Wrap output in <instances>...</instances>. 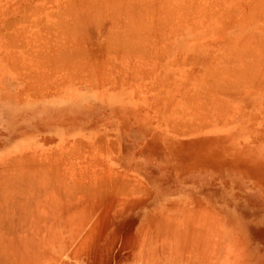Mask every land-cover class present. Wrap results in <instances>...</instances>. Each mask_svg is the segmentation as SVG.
Masks as SVG:
<instances>
[{
    "label": "rangeland",
    "instance_id": "1",
    "mask_svg": "<svg viewBox=\"0 0 264 264\" xmlns=\"http://www.w3.org/2000/svg\"><path fill=\"white\" fill-rule=\"evenodd\" d=\"M262 43L264 0H0V194L38 195L0 230L55 233L44 264H166L182 230L197 264H264Z\"/></svg>",
    "mask_w": 264,
    "mask_h": 264
},
{
    "label": "bare ground",
    "instance_id": "2",
    "mask_svg": "<svg viewBox=\"0 0 264 264\" xmlns=\"http://www.w3.org/2000/svg\"><path fill=\"white\" fill-rule=\"evenodd\" d=\"M132 1H133V0H132ZM134 1H135V0H134ZM142 2H143V1H142ZM136 3H137V2H136ZM196 5H197V4H196ZM201 5H202V4H201ZM164 6H165V5H164ZM191 6H192V5H191ZM259 8H261V7H259ZM261 9H262V8H261ZM131 10H132V9H131ZM185 10H186V9H185ZM258 10H259V9H258ZM149 11L152 12L153 10L150 9ZM157 12H158V11H157ZM171 12H172V11H171ZM193 12H195V11H193ZM169 13H170V12H169ZM258 13H259V12H258ZM156 14H157V13H156ZM111 15H112V14H111ZM113 15H115V14H113ZM144 15H145V14H144ZM146 15H147V14H146ZM250 15H251V14H250ZM140 16H141V15H140ZM154 16H155V15H154ZM142 17H144V16H141V19H142ZM148 17H149V16H148ZM252 17H254V16H251V18H252ZM107 18H108V17H107ZM149 18H151V17H149ZM164 18H165V17H164ZM113 19H114V18H113ZM113 19H112V20H113ZM135 19H136V18H135ZM145 19H146V18H145ZM152 19H153V17H152ZM154 19H156V18H154ZM169 19H170V18H169ZM57 20H58V19H57ZM142 20H144V19H142ZM148 20H149V19H148ZM251 20H252V19H251ZM154 21H156V20H154ZM154 21H150V22L153 23ZM157 21H158V20H157ZM110 22H111V21H110ZM125 22H126V21H125ZM140 22H142V21H140ZM251 22H252V21H251ZM142 23H143V22H142ZM159 23H160V21H159ZM188 23H189V22H188ZM146 24H147V23H146ZM146 24L143 23V25L147 26ZM111 25H112V24H111ZM125 25H126V24H125ZM153 25H155V24L153 23L152 26H153ZM245 25H246V24H245ZM140 26H141V25H140ZM148 27H150V26L148 25L147 27H144V28H147V29H148ZM153 27H156V26H153ZM153 27H150V28H153ZM73 28H74V27H73ZM128 28H129V27H128ZM132 28H133V26H132ZM135 28H136V27H135ZM126 29H127V28H126ZM137 29H138V28H137ZM64 30H65V29H64ZM132 31H133V30H132ZM144 31H146V30H144ZM149 31H151V29H150ZM61 32H62V31H61ZM65 32H66V30H65ZM142 32H143V31H142ZM142 34H143V33H142ZM163 35H164V34H163ZM114 36H115V35H114ZM62 37H63V36H62ZM123 37H124V36H123ZM142 37H143V36H142ZM31 38H32V37H31ZM138 38L140 39L141 37L138 36ZM63 39H64V38H63ZM128 39H131V38H128ZM30 40H31V39H30ZM115 40H117V39H115ZM124 40H125V39H124ZM126 40H127V39H126ZM242 40H243V39H242ZM242 40H241V43H242ZM118 41H119V40H118ZM130 41H131V40H130ZM130 41H129V42H130ZM135 41H136V40H135ZM138 41H139V40H138ZM237 41H238V40H237ZM239 41H240V40H239ZM243 41H246V42H247V40H243ZM259 41H260V40H259ZM43 42H44V41H43ZM127 42H128V41H127ZM132 42H134V40H133ZM142 42H143V41H142ZM152 42H153V41H152ZM55 43H57V42H55ZM143 43H144V42H143ZM234 43H237V42L235 41ZM29 44H30V43H29ZM117 44H118V43H117ZM138 44H139V43H138ZM262 44H264V43H262ZM262 44H261V45H262ZM130 45H132V44H130ZM245 45H246V44H245ZM132 47H134V46H132ZM251 47H253V46H251ZM257 47H258V46H257ZM260 47H261V46H260ZM263 47H264V46H263ZM127 48H128V47H127ZM247 48H248V47H247ZM249 48H250V47H249ZM243 49H244V52H245V47H243ZM258 49H259V48H258ZM260 49H261V48H260ZM124 50H125V49H124ZM131 50H133V48H132ZM29 51H30V50H29ZM129 51H130V49H129ZM134 51H135V50H134ZM240 51H241V50H240ZM62 52H63V51H62ZM262 52H264V51H262ZM30 53H32V51H31ZM232 53L234 54L233 51H232ZM242 53H243V52H242ZM245 54H246V53H245ZM240 55H241V54H240ZM247 55H249V54H247ZM262 55H263V54H262ZM262 55H261V56H262ZM249 56H250V55H249ZM39 57H40V56H39ZM223 57H226V56H223ZM236 58H238V57H236ZM241 58H242V57H241ZM241 58H240V59H241ZM257 58H258V57H257ZM252 59H253V58H252ZM259 59H260V61H261V57H260ZM262 59H263V58H262ZM41 60H42V59H41ZM253 60H254V59H253ZM256 60H257V59H256ZM256 60H255V61H256ZM257 61H258V60H257ZM257 61H256V62H257ZM32 62H33V61H32ZM252 63H253V62H252ZM257 63H258V62H257ZM257 63L253 64L252 69H253V68L255 69V68L259 67V69L261 70V72H262V74H263V67H264V65H262L263 67H261V64H259L260 66H258ZM259 63H262V61L259 62ZM246 64H247V63H246ZM262 64H264V62H263ZM248 66H249V65H248ZM256 66H257V67H256ZM224 68H225V67H224ZM261 68H262V69H261ZM245 69H246V68H245ZM245 69H244V70H245ZM259 69H258V70H259ZM224 70H225V69H224ZM250 70H251V69H250ZM258 70H252V73H251V71H250V73L254 75V72H255V74L258 75L259 73H261V72H259ZM234 71H236V70H234ZM238 72H239V69L237 70V73H238ZM241 72L244 73L243 71H241ZM248 72H249V70L246 71L247 74H248ZM256 72H257V73H256ZM221 73H223V72H221ZM224 74H225V73H224ZM239 74H240V73H239ZM251 74H248L247 76L249 77V75H251ZM262 74H261V75H262ZM226 75H227V74H226ZM259 75H260V74H259ZM259 75L257 76V78L259 77ZM232 76H233V75H232ZM251 76H252V75H251ZM213 77H216V76L214 75ZM223 77H224V76H223ZM262 77H263V75H262ZM262 77H261V78H262ZM242 78H243V77H242ZM254 78H255V76H254ZM254 78H253V79H254ZM259 78H260V77H259ZM261 78H260V79H261ZM212 79H213V78H212ZM206 80H207V79H206ZM213 80H214V79H213ZM226 81H227V80H226ZM243 83H244V82H243ZM258 84H259V83H258ZM227 90H228V89H227ZM232 90H233V89H232ZM220 91H221V90H220ZM198 92H199V91H198ZM215 93H216V92H215ZM194 95H196V94H194ZM190 96H191V95H190ZM211 100H212V99H211ZM187 103H188V102H187ZM189 104H190V102H189ZM224 107H225V106H224ZM225 109H226V108H225ZM197 110H198V109H197ZM199 110H200V109H199ZM202 116H203V115H202ZM219 119H220V118H219ZM187 120H188V119H187ZM88 154H89V153H88ZM35 158H36V157H35ZM91 158H92V157H91ZM7 166H8V165H7ZM69 166H70V165H69ZM40 167H41V166H40ZM5 168H6V167H5ZM40 169H42V168H40ZM0 170H1V169H0ZM15 171H16V170H15ZM40 171H41V170H40ZM4 172H5V171H4ZM6 172H8V171L6 170ZM1 173H2V172H1ZM22 173H23V172H22ZM31 173H33V172H31ZM35 173H36V172H35ZM40 173H41V172H40ZM17 175H18L17 178L19 179V178L22 177L23 174H21V177H20V175H19L18 173H17ZM38 175H39V174H37L36 176H38ZM54 175H57V174H54ZM59 175H60V174H59ZM59 175H57V176L59 177ZM23 176H24V175H23ZM32 176H33V175H32ZM36 176H33V177H36ZM40 176H41V175H40ZM60 176H61V175H60ZM11 177H13V175H12ZM47 177H48V176H47ZM92 177H93V176H92ZM25 178H26V174H25ZM26 179H27V178H26ZM26 179H25V180H26ZM61 179H62V178H61ZM95 179H96V178H95ZM4 180H5V179H4ZM21 180H22V179H21ZM56 180H57V179H56ZM58 180H59V179H58ZM2 181H3V180H2ZM2 181H1V182H2ZM17 181H18V180H17ZM33 181H35V180H33ZM24 182H25V181H24ZM29 182H30V181H29ZM31 182H32V181H31ZM63 182H64V181H63ZM34 183H35V182H34ZM61 183H62V182H61ZM75 183H76V182H75ZM14 184H16V183H14ZM52 184H53V182H52ZM77 184H78V183H77ZM77 184H75V185H77ZM94 184H95V183H94ZM20 185H21V184H20ZM23 185H24V184H23ZM43 185H45V184H43ZM48 185H50V183H49ZM79 185H80V184H78V186H79ZM83 185H84V184H83ZM83 185H81V186H83ZM88 185H90V183H89ZM1 186H2V185H1ZM1 186H0V187H1ZM8 186H11V185H8ZM26 186H27V189H26L25 186H23V187H21V188H22V189L25 188L26 191H30L29 187H31V185H26ZM60 186H61V185H60ZM65 186H66V185H65ZM69 186H70V185H69ZM72 186H73V185H72ZM85 186H86V185H85ZM5 187H6V186H5ZM13 187H16V186H12V188H13ZM19 187H20V186H19ZM19 187H18V189H19ZM37 187H38V186H37ZM58 187H59V186H58ZM58 187H57V188H58ZM61 187H62V186H61ZM79 187H80V186H79ZM87 187H88V186H87ZM1 188H2V187H1ZM1 188H0V189H1ZM8 188H9V187H8ZM33 188H34V187H33ZM52 188H53L52 191H54V187H52ZM70 188H71V187H70ZM80 188H82V187H80ZM80 188H79V189H80ZM85 188H86V187H85ZM13 189H14V188H13ZM35 189H36V188H35ZM45 189H46V188H45ZM45 189H43V190H45ZM73 189H74V188H73ZM2 190H3V189H2ZM14 190H15V189H14ZM14 190H13V192H14ZM23 190H24V189H23ZM25 190H24V191H25ZM32 190H33V189H32ZM39 190H40V189H39ZM69 190H70V189H69ZM76 190H77V188H76ZM88 190H89V187H88ZM3 191H4V190H3ZM8 191H9V190H8ZM24 191H23V192H24ZM26 191H25V193H28V192H26ZM35 191L37 192V190H35ZM59 191H60V190H59ZM66 191H67V190H66ZM9 192H10V191H9ZM23 192H22V191H16V194H15V193H11V195H12V194H15V195L17 196V198H18V199L16 198L17 201H19L18 203H20L21 200H23V199H21L22 196H23V194H22ZM32 192H33V191H32ZM36 192H34V193H31V192H30V193H29L30 195H27V194H26L25 196H23V198L25 197V199L28 198V199L30 200V201H29V200L24 201V203H25V202H28V203H29L28 205L24 204V205H25V206H24V205L22 204V206H23L25 209H29V210L31 211L32 208H26V207L30 206V202L32 203L33 199L35 200V195H37ZM45 192H46V191H45ZM45 192H44V193H45ZM49 192H50V191H49ZM4 193H5V192H4ZM44 193H43V194H44ZM55 193H56V192H55ZM80 193H81V194H84V192H83V193L80 192ZM6 194H7V192H6ZM31 194H33L34 196H32ZM39 194H40V193H39ZM48 194L50 195V197H52V195H51L52 193H51V194L48 193ZM81 194H80V196H82ZM11 195H10V196H11ZM66 195H67V194H66ZM1 196H3V197H1ZM8 196H9V195H8ZM10 196H9V197H10ZM19 196H20L21 198H20ZM26 196H28V197L26 198ZM37 196H38V195H37ZM44 196H45V195H44ZM54 196H55V195H54ZM9 197H6L4 194H2V195L0 194V219H2V220H0L1 222L4 221V220H5V221L9 220V219L6 220V218L4 219V217L7 216L8 213H9V212L7 211V209H8L9 207H10V208H11V207H13V208H16V207H17V209L20 208V206L18 207V205H17V206L14 205V203L17 204L15 201H13L14 203L10 205L11 202H10V200H9ZM12 197H14V196H11L10 199H12ZM31 197H33V198L31 199ZM47 197H48V196H47V192H46V198H47ZM55 197H56V196H55ZM57 197H58V196H57ZM65 197H66V196H65ZM42 198H44V197H42ZM72 198H73V197H72ZM13 199H14V198H13ZM39 199H40V198H39ZM14 200H15V199H14ZM41 200H42V199H41ZM45 200L48 201L49 199L47 198V199H45ZM70 200H72V199L70 198ZM70 200H68V201H70ZM7 201L10 202V203H9L10 206H8L7 209H4V206H7V205H8V204H7V203H8ZM43 201H44V199H43ZM47 201H44V202H47ZM72 201H73V200H72ZM37 202H38V200H37ZM37 202H36V203H37ZM56 202H58V204H60L59 199H58V201H57V199H56ZM21 203H22V202H21ZM47 203H48L47 205H49V202H47ZM50 203H53V202H50ZM34 205L36 206V204H34ZM47 205L44 204V207L47 206ZM56 205H57V204H56ZM65 205L67 206V204H65ZM14 206H15V207H14ZM22 206H21V207H22ZM52 206H53V204H52ZM52 206H51V207H52ZM30 207H31V206H30ZM36 207H37V206H36ZM36 207H33V208L36 209ZM38 207H39V206H38ZM41 207H42V205H41ZM48 207H49V206H48ZM51 207H49V208H51ZM58 207H59V205H58ZM13 208H12V209H13ZM53 208H54V207H52V209H53ZM56 208H57V207H56ZM56 208H54L53 211H56V210H55ZM60 208H61V206H60L59 208H57V209H60ZM62 208H64V206H63ZM20 209H23V208H20ZM20 209H19V210H20ZM25 209H23V214L25 213L24 211L27 212V210H25ZM45 209H46V208H45ZM45 209H44V210H45ZM38 210L40 211L41 209H38ZM48 210H49V209H48ZM50 210H51V209H50ZM60 210H61V209H60ZM60 210H59V211H60ZM205 210H206L205 208L202 210V211L204 212L205 215H204L203 213L200 214V215H203V217L206 216V215H209V216H210V214H208V213H211V212H209L210 210H209V209L206 210V211H208L207 214H206ZM9 211H10V209H9ZM13 211H14V209H13ZM42 211H43V210H42ZM45 211H46V210H45ZM192 211H193V210H192ZM16 212H17V213H16ZM20 212H21V210H20V211L17 210V211L14 212L15 215L12 214L13 216H16L17 219H18V220L16 221V222H17V225L19 224L18 221H20V223H23V222L25 221V220H22V221L19 220V219L21 218V216H22V214H21L20 216H18V215L20 214ZM28 212H29V211H28ZM31 212H32V211H31ZM31 212H29V213H31ZM51 212H52V211H50V213H51ZM56 212H58V211H56ZM56 212H55V214L52 212V215L54 214L53 216H55V215H56ZM10 213H13V212L11 211ZM21 213H22V212H21ZM32 213H33V212H32ZM32 213H31V215L33 216L34 214H32ZM34 213H35V212H34ZM48 213H49V212H48ZM67 213H68V211H67ZM85 213H86V212H85ZM16 214H18V215H16ZM41 214H42V212L40 213V215H41ZM186 214H187V213H186ZM194 214H195V213H194ZM211 214H213V213H211ZM1 215L4 216V217L1 218V217H2ZM12 215H9V216H12ZM24 215H27V214L25 213ZM36 215H37V214H36ZM40 215H38V216H40ZM57 215H58V214H57ZM59 215H60V213H59ZM200 215L197 214V216H200ZM9 216H8V217H9ZM13 216H12V217H13ZM16 217H14V219H15ZM19 217H20V218H19ZM25 217H26V218H25ZM27 217H29V216H24L23 219L25 218V219L27 220V219H28ZM34 217H35V216H33V218H34ZM48 217H49V216H48ZM51 217H52V216H50V218H51ZM75 217H76V216H75ZM174 217H175V216H174ZM177 217H178V216H177ZM33 218H31V219L29 218V221L32 220ZM41 218H43V217L41 216ZM41 218L37 217V219H41ZM50 218H49V219H50ZM59 218H60V217H59ZM183 218H184V217H183ZM200 218H202V217L200 216ZM204 218H205V217H204ZM208 218H209V217L206 216L205 223H206V221L208 220L209 222H207V224L209 223V225H210V223H213L214 221L212 222L211 219H210V218L208 219ZM213 218H214V217H212V219H213ZM14 219L12 218V221H13ZM49 219H48V220H49ZM61 219H62V218H61ZM180 219H181V218H180ZM15 220H16V219H15ZM34 220H36V218H34L33 221H31V224H32V222H33V223L35 222ZM44 220H46V219H44ZM50 220H51V219H50ZM52 220H53V219H52ZM52 220H51V221H52ZM59 220H60V219H58V217H57V222H59ZM161 220H162V219H161ZM167 220H168V219H167ZM186 220H187V219H185V221H186ZM200 220H201V219H200ZM203 220H204V219H203ZM36 221H37V220H36ZM42 221H43V219H42ZM46 221H47V220H46ZM46 221H43V222H46ZM51 221H47V224H46V225L48 226L49 224H52ZM53 221H54V220H53ZM60 221H61V220H60ZM182 221H183V220H182ZM194 221H196V220H194ZM194 221H193V222H194ZM1 222H0V225H1V226H2L3 223L5 224V222H2V223H1ZM9 222H11V221H9ZM9 222H8V224H9ZM25 222H26V223H25L26 226H24V228H21V227H23V226H22L23 224H19L18 226H20V225H21V226L18 227V226H15L16 224L13 222V224H15V225H14V229H15V231L13 230L12 227H8V228H10V229H9L10 232H9V230H7V227H6V226H8V224L5 225V228H2V229H4V231H3V230H2V231L0 230V231L3 233V234H0V263H1V264H14V260H15V264H44V262L41 261V260H42V259H41L42 256L45 255V256H44L45 259L49 256V257L47 258V260H49V259L51 258V256H50L51 253L49 254L47 251H46V252H43V251H44L43 249H44V247H46V243H48L47 239H48L49 237H50V239H52V238L55 239V238H56V237H55L56 234L53 233V232H56V231H54L55 228L53 227V225H51L52 227L49 225L51 228H50V227L47 228V226H46V229H49V230H50V229H51V230L53 229V231H51V232L53 233V236H52V234H51V236H50V233H49L48 235L45 234V235L43 236V235H42V234H43V230H42L41 232H39L40 228H39V229L36 228V229H37V233H34V232H33L34 230L31 231L32 229L30 230V229L28 228V226L30 227V222H27V221H25ZM37 222H40V221H37ZM48 222H49V224H48ZM57 222H56V223H57ZM61 222H67V220L64 218ZM84 222L86 223V221H84ZM169 222H170V221H169ZM190 222H192V220H191ZM203 222H204V221H203ZM72 223H73V222H72ZM186 223H188V222H186ZM205 223H203V224H205ZM27 224H29V225L27 226ZM34 224H36V223H34ZM34 224H32L31 226H33ZM41 224H42V223H40V225H41ZM58 224H60V223H58ZM159 224H162V223H159ZM189 224L191 225V224H194V223H189ZM189 224H187V225H189ZM40 225L36 224V225H34V226H35V227H38V226H40ZM42 225H43V224H42ZM60 225H61V224H60ZM63 225H64V224H63ZM163 225H165V224H163ZM167 225H168V224H167ZM170 225L172 226V223H171ZM177 225L179 226V224H177ZM205 225H206V224H205ZM209 225H208V227H210ZM1 226H0V227H1ZM3 226H4V225H3ZM10 226H11V225H10ZM55 226L59 227V225H57V224H56ZM196 226H197V225H196ZM212 226L217 227V225H212ZM212 226H211L210 228H213ZM35 227H33V228L35 229ZM40 227H41V229H42V226H40ZM43 227H44V226H43ZM62 227H63V226H61V228H62ZM175 227H176V225H175ZM181 227H182V226H181ZM188 227H189V226H188ZM188 227H187L186 229H188ZM205 227H206V226H205ZM208 227H207V228H208ZM11 228H12V229H11ZM44 228H45V227H44ZM44 228H43V229H44ZM162 228H163V227H162ZM177 228H178V227H177ZM0 229H1V228H0ZM16 229H18L19 231H22V230H23V231L21 232V234H24L25 232H26V233H25L24 235H16V236H15L16 239H15V238H14V235H15V234H14V235H12V234L15 233V232L17 231ZM20 229H22V230H20ZM62 229H66V228H62ZM71 229H72V228H71ZM166 229H167V228H166ZM179 229H180V228H179ZM181 229H183V228H181ZM5 230L8 231V232H7V233H4V232H6ZM11 230H13V233L9 235V233H11ZM72 230H73V229H72ZM76 230H77V228H76ZM76 230H75V231H76ZM153 230H154V229H153ZM162 230H163V229H162ZM189 230H190V229H189ZM192 230H193V229H192ZM192 230H190V231L192 232ZM207 230H211V229L208 228ZM19 231H18V233L20 234ZM35 231H36V230H35ZM78 231H80V230H77L76 232L78 233ZM167 231H168V229H167ZM171 231H172V230H171ZM175 231H177V230H175ZM182 231H183V230H182ZM182 231H181V233H182ZM187 231H188V230H187ZM204 231H205V230H204ZM216 231H219V230H216ZM1 232H0V233H1ZM30 232H31V233H30ZM45 232H46V230H45ZM49 232H50V231H49ZM156 232H157V231H156ZM169 232H170V231H169ZM169 232L164 233V234H165V235H163L164 238H163V236H162V239H161V240H162V241H163V239H164V240H167V237H168V239H169V237L172 238L171 236H175V237L177 238V240L174 241V239H176V238H172V240L169 239L168 242L165 244L166 247H168V248H166V250L164 249L165 245L163 246L162 243H160L161 245H159V246H162L161 248L164 249V250L161 249L162 251H164V253L161 251V252L163 253V256H164V259H163V258H162V259H163L164 262H166V264H177V261H178V260L181 261L180 257H181V258H184L183 256H184V254H185V253H184L185 250H184L183 255H182V252H181V251H183V250H182L181 247H186V248H183V249H187V248L190 249V246H189V245H191V242L189 241V243L186 244V243L188 242L187 240H188V239H191V238H195V237L199 238V237H198L199 235L196 234V236H195V233H196V232H193V233L191 234L192 236L190 235V236H191V238H190V237L188 236V234H187V235H186V234L184 235V232H183V235H182L183 238L180 239V240L184 239L183 244H182V241H181V244H182L183 246L180 245V246H181V247H180L181 249L179 250L178 247H179V244H180V243L178 242V238L181 237V233L177 231V232L180 234V237H178V234H177V233H176V234H177V236H176V234H175V235H174V234L172 235L173 231H172V233L170 232L171 234H170ZM207 232H208V231H207ZM209 232L211 233V231H209ZM41 233H42V234H41ZM62 233H63V232H62ZM74 233H75V232H74ZM74 233L72 232V234H70V237L74 236V235H73ZM77 233H75V234H77ZM89 233H90V232H89ZM160 233H161V232H160ZM168 233H169V234H168ZM174 233H175V232H174ZM188 233L190 234V232H188ZM199 233H200V232H199ZM16 234H17V233H16ZM162 234H163V233H162ZM193 234H194V236H193ZM204 234H206V233H204ZM11 235L13 236V238L11 237ZM154 235H155V234H154ZM169 235H170V236H169ZM201 235H203L202 232H201L200 236H201ZM217 235H218V234H217ZM8 236H10V237H8ZM39 236H40V237H39ZM47 236H49V237H47ZM86 236H87V235H86ZM139 236H140V235H139ZM156 236H157V233H156ZM184 236H185V238H184ZM186 236H187V237H186ZM206 236H207V235H206ZM215 236H216V235H215ZM64 237H65V236H64ZM154 237H155V236H154ZM158 237H159V236H158ZM158 237H157V238H158ZM204 237H205V236H204ZM208 237H209V236H208ZM44 238H46V239H44ZM155 238H156V237H155ZM165 238H166V239H165ZM187 238H188V239H187ZM4 239H5V241H4ZM53 239H52V240H53ZM61 239H62V238H61ZM158 239H159V238H158ZM185 239H187V240H186L187 242L185 241ZM219 239H220V238H219ZM219 239H218V240H219ZM48 240H49V239H48ZM59 240H60V237H59ZM59 240H58V241H59ZM64 240H65V239H64ZM156 240H157V239H156ZM159 240H160V239H159ZM161 240H160V241H161ZM199 240H201V239H199ZM55 241H57V240H56V239L53 240L54 243H56ZM62 241H63V240H62ZM62 241H61V242H62ZM157 241H158V240H157ZM202 241H203V240H202ZM202 241L199 242V243H202ZM219 241H220V240H219ZM219 241H218V243H220ZM50 242H52V241H50ZM53 242H52V243H53ZM59 242H60V241H59ZM64 242H65V241H64ZM83 242H84V241H83ZM174 242H178V243L176 244V243H174ZM184 242H185V243H184ZM211 242H212V241H211ZM227 242H228V241H227ZM52 243H51V244H52ZM66 243H68V242H66ZM209 243H210V242H209ZM225 243H226V242H225ZM1 244H2V245H1ZM51 244L48 243V245H51ZM203 244H204V243H203ZM64 245H65V244H64ZM66 245H67V244H66ZM174 245H177V247L174 246ZM184 245H185V246H184ZM186 245H188V246H186ZM205 245H206V244H205ZM205 245H204V246H205ZM228 245H229V244H228ZM230 245H231V244H230ZM159 246H157V247L160 249ZM200 246H201V245H200ZM206 246H207V245H206ZM206 246H205V247H206ZM41 247H42V248H41ZM133 247H134V246H133ZM175 247H176V248H175ZM192 247H193V246H191V249H192ZM208 247H209V245H208ZM208 247H207V248H208ZM212 247L214 248L213 245H212ZM7 248H9V249H7ZM10 248H11V249H10ZM158 248H157V249H158ZM213 248H212V249H213ZM231 248H232V247H231ZM49 249H50V248H49ZM49 249H48V250H49ZM52 249H53V248H52ZM73 249H74V248H73ZM159 249H158V253H159ZM175 249H178L180 252H176V251H178V250H175ZM191 249H190V250H191ZM193 249H194V248H193ZM193 249H192L191 251H189V250L187 249L186 251L192 252V251H194ZM200 249H201V248H200ZM202 249H203V248H202ZM212 249H211V250H212ZM216 249H217V246H216V248H215V251H217ZM42 250H43V251H42ZM45 250H46V249H45ZM211 250L209 249V252H210ZM174 251H175L177 254L180 253L181 256L178 258V257H177L178 255L176 256V253H175ZM230 251H231V250H230ZM141 252H143V251H141ZM200 252H201V251H200ZM207 252H208V251H207ZM40 253H41V254H40ZM42 253H45V254L43 255ZM138 253H139V252H138ZM205 253H206V252H205ZM205 253H202V254L204 255ZM220 253H221V252H220ZM235 253H236V252H235ZM46 254H47V255H46ZM59 254H60V253H59ZM130 254H131V253H130ZM188 254H189L188 252H187V254H185V255H187L186 262H187V260H188V263H189V259H190L191 262L196 263V262H195L196 259H195L194 261H192V260H193L192 257L194 256V254H193V255H188ZM216 254L218 255V253H216ZM41 255H42V256H41ZM51 255H53V254H51ZM57 255H58V254H57ZM136 255H137V254H136ZM205 255H206V254H205ZM163 256H161V257H163ZM188 256H189V257H188ZM190 256H191V258H190ZM210 256H214V255H210ZM215 256H216V255H215ZM234 256H237V255H234ZM204 257H205V256H204ZM217 257H219V256H217ZM232 257H233V255H232ZM59 258H61V257H59ZM212 258H213V257L210 258V257L208 256V258H206V259H212ZM222 258H224V257H222ZM228 258H229V257H228ZM51 259L53 260V257H52ZM54 259L56 260V259H58V257H57V258L54 257ZM219 259H220V258H219ZM219 259H218V260H219ZM230 259H232V258H230ZM234 259H235V258H234ZM213 260H214V259H213ZM9 261H12V262H9ZM50 261H51V260H50ZM206 261H207V260H206ZM214 261H215V260H214ZM216 261H217V259H216ZM216 261H215V263H217V264H221V263H222V262H221V263H218V262H216ZM222 261H223V259H222ZM3 262H4V263H3ZM210 262H211V260H210ZM210 262L208 261V263H210ZM223 262H224V261H223ZM229 262H230V260H229ZM231 262H232V261H231ZM232 263H233V262H232ZM232 263H231V264H232ZM146 264H147V263H146ZM181 264H182V263H181ZM184 264H185V263H184ZM189 264H190V263H189ZM196 264H197V263H196Z\"/></svg>",
    "mask_w": 264,
    "mask_h": 264
}]
</instances>
